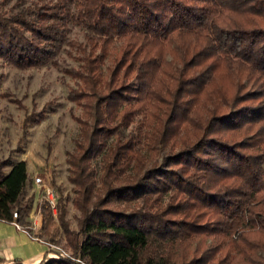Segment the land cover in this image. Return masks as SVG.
I'll return each mask as SVG.
<instances>
[{"label": "trees", "instance_id": "trees-1", "mask_svg": "<svg viewBox=\"0 0 264 264\" xmlns=\"http://www.w3.org/2000/svg\"><path fill=\"white\" fill-rule=\"evenodd\" d=\"M1 62L59 66L82 109L73 255L36 264H264V0H35L0 13ZM7 164L0 220L25 223L28 163Z\"/></svg>", "mask_w": 264, "mask_h": 264}, {"label": "rangeland", "instance_id": "rangeland-1", "mask_svg": "<svg viewBox=\"0 0 264 264\" xmlns=\"http://www.w3.org/2000/svg\"><path fill=\"white\" fill-rule=\"evenodd\" d=\"M33 1L0 0V13L17 12ZM69 35L86 42L92 32L86 26L74 23ZM68 49L69 46L64 45L58 55L62 67L78 66L79 61L68 54ZM0 74V167L8 172L10 165L7 163L26 160L31 169L23 199L31 196L35 199L32 193L36 185H33L32 177L42 176L44 182L54 187L57 200L63 197L68 209L66 217L71 228L76 230L79 210L72 203L74 184L69 180L67 161L68 153L75 150L81 131L74 114L80 115L82 109L68 98L69 89L75 81L62 68L51 63L20 68L1 62ZM41 113H44L43 118L34 122L32 118ZM136 126L133 124L126 128V134L135 130ZM94 165L100 173L101 162L95 160ZM44 225L55 233V239L52 237L55 243L70 256L73 255L60 224L58 206L55 215L52 211L45 212Z\"/></svg>", "mask_w": 264, "mask_h": 264}, {"label": "crops", "instance_id": "crops-1", "mask_svg": "<svg viewBox=\"0 0 264 264\" xmlns=\"http://www.w3.org/2000/svg\"><path fill=\"white\" fill-rule=\"evenodd\" d=\"M29 222L27 217L25 224ZM38 232L42 240L33 237L36 235L33 229L19 228L13 221L0 220V264H36L54 257L48 242L55 243V233L47 229L46 225L39 228Z\"/></svg>", "mask_w": 264, "mask_h": 264}, {"label": "built area", "instance_id": "built-area-1", "mask_svg": "<svg viewBox=\"0 0 264 264\" xmlns=\"http://www.w3.org/2000/svg\"><path fill=\"white\" fill-rule=\"evenodd\" d=\"M33 185H36V189L32 195H35L34 202L28 213V218L30 222L25 224L18 220L20 216V211L16 210L13 213V222L19 228H29L36 231V235H33L34 238L42 240V237L39 235V228H42L45 222V212L52 211V214H56L58 200L56 196V191L54 187L50 184H47L43 181L42 176L34 175L32 177ZM49 246L53 250V253L57 257L70 256L69 253L61 246L54 242H48Z\"/></svg>", "mask_w": 264, "mask_h": 264}]
</instances>
